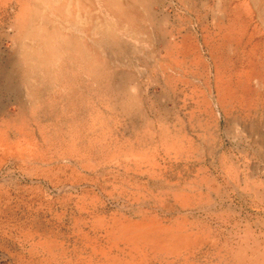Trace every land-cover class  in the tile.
Instances as JSON below:
<instances>
[{
  "label": "rangeland",
  "instance_id": "obj_1",
  "mask_svg": "<svg viewBox=\"0 0 264 264\" xmlns=\"http://www.w3.org/2000/svg\"><path fill=\"white\" fill-rule=\"evenodd\" d=\"M46 1L0 0V264L264 257V0Z\"/></svg>",
  "mask_w": 264,
  "mask_h": 264
},
{
  "label": "bare ground",
  "instance_id": "obj_2",
  "mask_svg": "<svg viewBox=\"0 0 264 264\" xmlns=\"http://www.w3.org/2000/svg\"><path fill=\"white\" fill-rule=\"evenodd\" d=\"M37 2H38V4H40V5H44V6H46L47 5V3L49 2V1H46V0H36ZM54 1V0H53ZM113 1V0H112ZM256 1V0H255ZM254 0H252V2H255ZM23 4H22V6H23V9H24V11L26 12L27 11V9H26V3H27V1H25V2H22ZM54 10V9H53ZM55 12H59L60 14V16H62V10H56ZM79 19V18H78ZM94 19V18H93ZM262 23H263V25H264V21H262ZM39 29V28H38ZM29 30L30 29H26V28H23L22 29V33H21V36L22 35H25V36H33V37H36L35 39H37V40H39L40 42H41V46L43 45V46H46V45H48V42H49V40H55V41H57V49L53 52L52 51V53H50L49 51H50V49H48V47L46 48V51L47 52H44V54L42 55V57L41 58H45L46 57V54L48 53H50V54H52L51 55V57L54 59V58H60V52H61V50L63 51V49L64 48H67V46H68V44H67V42L65 41V38L64 37H62V36H57V35H53V36H51V35H49V36H47V35H45L44 33H45V31H39V30H37V31H34V32H29ZM40 32H42V34H40L39 35V33ZM40 38V39H39ZM4 51V50H3ZM40 55V56H41ZM50 57V59H52ZM41 60V59H40ZM43 61H45L44 59H42ZM42 61V62H43ZM46 62V61H45ZM50 67V66H49ZM50 71V70H49ZM44 72V71H43ZM47 74H51V73H47ZM53 74V73H52Z\"/></svg>",
  "mask_w": 264,
  "mask_h": 264
},
{
  "label": "crops",
  "instance_id": "obj_3",
  "mask_svg": "<svg viewBox=\"0 0 264 264\" xmlns=\"http://www.w3.org/2000/svg\"><path fill=\"white\" fill-rule=\"evenodd\" d=\"M7 56V55H6ZM8 58L4 57V59L6 60ZM251 248L253 247H249V246H240V247H231V250H238L237 253L241 254V256H237L231 259V264H264V257L262 258H257V257H252L249 256L250 254L254 253V251H249ZM264 248V247H262ZM262 252V254H264V249H261L260 251H258L257 253ZM231 253H233L231 251ZM245 255V256H244Z\"/></svg>",
  "mask_w": 264,
  "mask_h": 264
}]
</instances>
